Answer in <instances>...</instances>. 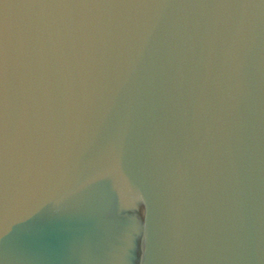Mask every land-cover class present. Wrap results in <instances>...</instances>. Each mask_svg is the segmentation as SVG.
I'll use <instances>...</instances> for the list:
<instances>
[{
  "label": "water",
  "instance_id": "95a60500",
  "mask_svg": "<svg viewBox=\"0 0 264 264\" xmlns=\"http://www.w3.org/2000/svg\"><path fill=\"white\" fill-rule=\"evenodd\" d=\"M0 264H264V0H0Z\"/></svg>",
  "mask_w": 264,
  "mask_h": 264
}]
</instances>
